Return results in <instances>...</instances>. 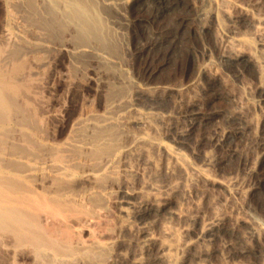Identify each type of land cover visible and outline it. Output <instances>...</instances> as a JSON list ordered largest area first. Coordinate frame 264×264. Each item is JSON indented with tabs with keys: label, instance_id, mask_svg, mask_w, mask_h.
Instances as JSON below:
<instances>
[{
	"label": "bare ground",
	"instance_id": "obj_1",
	"mask_svg": "<svg viewBox=\"0 0 264 264\" xmlns=\"http://www.w3.org/2000/svg\"><path fill=\"white\" fill-rule=\"evenodd\" d=\"M11 1V4H7L9 7L8 18L10 21L15 17L17 19V14H19L22 19V31L25 35L20 37L16 32L14 34L13 25L7 23L1 31L6 40H0L3 41L0 43V264H177L178 259V264H264V250H260V245L257 246L259 249H254L255 247L252 249L253 246L246 247V242H244L246 246H243L241 240H225L227 239L225 237L222 241L223 236L221 237L219 233L227 226L225 225L226 221L230 223L229 218L236 217V220L232 218L234 221L232 223H238L240 226L237 225V227L240 228L243 225L252 227L251 232L249 231L250 238L258 231L264 235V230H258V227L256 229V225L253 223L254 227L252 224L254 221L249 218L250 215L247 216L245 211L248 204L245 205V200L253 199L264 191V178L256 182L250 179L254 173H261L260 170L264 168V79L253 86H249L250 83L252 84L249 81H246L249 85H244L245 82L240 79V83L243 84H241V90L237 86L239 91H235L236 87L230 91L225 83V89H223L220 73L214 72L210 75V69L208 70L206 67L210 62L209 55L204 52L201 59L204 58L208 62L206 65L198 64V79L194 77L196 80L194 79L187 88L175 86L176 88L171 87L165 90V87L164 91L162 89V92L157 93L158 98L163 97L162 99L170 101L169 97L174 98L178 95L182 99L188 93V101L184 105L187 107L186 109L185 107L182 111L173 109L175 111L172 114L173 117L169 111L171 119L174 118L176 121L177 117H180L185 123L180 139L188 137L196 126H201L209 120L212 122L206 113L208 111L205 110V113L202 111L203 103L201 105L200 100L206 104H211L210 102L213 101L217 103V100H227L232 103L227 114H219L221 120L224 117V121L227 120L226 123L231 121L232 125L228 124L231 126L225 127L226 129H223L222 126L218 127L220 124L217 126L221 130L216 129L213 133L212 141L215 149L217 150L218 147L226 150L230 157L236 153L235 143L244 140V144H240L245 145L246 141L245 148L248 147L247 150L250 148V151L254 149L255 156L251 154L254 157L252 162L244 164L243 177L229 179L218 177L217 172L211 170L212 167L216 169L217 165L214 167L212 159L210 160L208 156L202 157V155L193 152L192 158L190 157L191 162L182 161L179 157L181 153L179 150L184 147V144L183 142L177 143V134H172L173 126L171 128L169 126L174 122L171 121V123V119H168L170 124L164 123L163 116L158 118L152 117L150 114H140L135 107L137 103L132 96H141L144 99L146 95L149 100V95L155 96V94L146 92L139 86L135 88L134 85L133 94L131 96H129L131 92L125 94V91L122 92L124 85L120 86L119 78L114 73L117 67H126L132 58L128 59L125 44L123 45L121 39V32L126 28L127 21L130 20L127 8L139 10L141 7L145 9L151 5L155 9L153 17L156 18L160 13L177 7L179 0H177V4L170 2L171 0H16L15 4H12ZM246 1L249 2L248 6L251 7L254 15L255 12L258 15L264 11V0ZM209 2L207 0V5L211 4L213 8L209 5L208 10L199 11L198 17L201 22H199L198 29L206 32L212 27L209 22L216 23L213 27L217 30L214 28L212 32L219 33L221 41L217 40L221 45L217 43L216 45L219 46V49L220 46L222 48L221 57L237 67H239L238 65L240 67L256 65L258 69L264 71V27L255 28L257 24H264L263 15H261V19L258 16L252 18V25H254L251 29L248 28L249 32L246 30L248 33L246 31L243 33L237 24L242 16L247 14L243 8L235 4L237 6L234 8L235 11L229 12L225 7L227 3L225 4L224 0H209ZM232 6L231 8L234 7ZM132 14L130 12V15ZM222 19L226 22L225 25H222ZM142 22L152 21L144 19ZM184 24H180V34L177 32L179 37L176 35L170 38L171 36L163 37L158 34L161 37L160 41L152 44L149 42V45L143 46V50L136 51V55L141 56L145 51L147 53L150 49L154 50L158 44L167 42H173L174 51L177 49L181 51L182 48L179 47H182L184 43L183 38L187 30L186 20ZM246 34H249L253 39L257 56L246 51V42L243 41ZM248 41L250 42V40ZM248 41L247 43H249ZM252 45L253 43L250 47L254 46ZM163 47L161 48L163 49ZM53 54L56 56L64 54L68 57V65L65 67L69 87L72 85L73 88L77 87L75 85L77 75L74 74L78 69L76 67H79L78 70L80 68L88 70L94 64L93 61H98L100 68L106 67L109 70L112 68L111 71L114 70V72L106 71L105 73L102 71L103 74L107 72L109 74V78L103 76V82L108 78V81L109 79L117 81L119 86L114 84L115 81H109L108 85L99 81L101 83L99 88L102 84L104 87L105 85L108 87H106V93L103 91V94H106V101L109 102H102L106 103V105L103 104L109 110L115 111L116 117L111 119L112 121H108L109 123L106 119L103 124H101L103 121L101 119V123L98 125L94 123L91 125L93 127L91 129L86 125L85 127L80 126L81 124L78 125L80 127L76 126L80 120H75L76 123L74 122L73 125L75 124L74 126L78 130L74 127L71 129L77 130L78 133L76 131L77 134L74 136L80 134V137H77L78 140L74 137L70 147H67L69 144L67 142L70 141L68 135L67 142L66 140L60 142L55 139V135L47 134L46 126H42L45 119H41V116L38 117L34 111L35 99H39L36 96V88L39 84L41 87L39 82L41 79H38L39 76L36 78L35 72L49 69L54 64L56 57ZM219 54L218 56H220ZM171 56L173 57V55ZM190 56L194 57L195 54L190 52ZM221 57H218L219 60ZM209 59L211 60V56ZM102 60L107 62L106 66L103 65ZM223 63L221 62V64ZM227 65L229 66V64ZM99 67L97 70L101 71ZM253 68L251 69L253 70ZM217 70L218 67L216 70L214 68V71ZM240 70L242 71V69ZM116 71L118 74L120 73L118 69ZM97 72L95 70V73ZM238 72L236 73L239 74ZM78 73L81 72L78 71ZM121 81L123 82V80ZM79 82L82 83V80ZM33 83L36 87L33 86ZM38 90L40 91V89ZM184 91L186 93L182 95ZM154 99L153 101L156 103L157 101ZM45 101L47 102V100ZM145 101L147 102L146 97ZM173 101H177L176 98ZM150 102L148 103L151 104ZM153 104L149 107H152ZM206 104L203 108L207 106ZM155 105L151 109L155 110ZM177 105L180 106L178 103ZM158 108L160 109L159 105ZM79 113L81 115L82 112ZM165 118L166 121L167 117L165 116ZM220 119L219 121H221ZM209 124L207 125L209 126ZM176 128L174 132H176ZM71 129L69 132H72ZM171 130L173 131L171 132ZM51 141L57 143L54 145L51 144ZM168 141H171L174 146L170 147ZM115 143L119 145L117 152H114L116 146L113 147V145ZM110 146L114 148L113 152L109 151ZM185 149L187 150L188 147ZM226 154L225 157H227ZM221 158L217 161L224 160L223 157ZM223 163L222 165H224ZM83 168L85 169L82 170ZM78 172H81V175H78ZM113 172L122 175L123 182H126L123 186H119L118 180V190L114 191V194L113 190L108 189L110 184L114 183V181L110 182L113 180ZM107 173H109L108 177ZM105 177L106 179H104ZM119 179L121 178L119 177ZM134 180H137V184H132ZM81 185L88 188L84 192L82 191L83 193L77 191L80 190ZM113 185L111 189H113ZM102 195L107 200L106 205L99 202L104 197L98 199ZM181 204H186V209L181 210L179 208ZM259 207L261 206L259 205ZM113 216L114 218L117 216L114 221L117 222L119 217L123 224L119 222L120 225L122 224V232L115 230L117 228L114 229V226L111 227L114 229L111 239V232L108 231L111 228L108 226V230H105V226L107 227V221H111ZM109 224L113 223L109 222ZM230 224L229 226H231ZM229 229H233V227H229ZM85 231L90 234H84ZM106 231L109 232L107 236L109 235L112 241V244L109 243L111 246H103V242L99 243L96 240L99 235L104 237ZM103 232L104 234H102ZM81 234L89 236L88 241L86 237L84 238L87 243L82 241ZM242 234L244 233L241 232ZM105 237L103 239H107ZM103 239L99 238L100 241ZM252 242L255 241L252 240ZM248 244L250 245V243ZM250 255L258 256V259L255 257L257 262L249 261Z\"/></svg>",
	"mask_w": 264,
	"mask_h": 264
},
{
	"label": "rangeland",
	"instance_id": "obj_2",
	"mask_svg": "<svg viewBox=\"0 0 264 264\" xmlns=\"http://www.w3.org/2000/svg\"><path fill=\"white\" fill-rule=\"evenodd\" d=\"M15 1V2H14ZM12 0L11 2H12V4H15L16 3V0ZM174 1V2H173ZM225 1V4L227 3V6H225L228 10H229V12L231 11L232 12V10L233 11H235V9L234 8H236L237 6H240V8H243L244 10H245V12L247 13L246 15H243V16H245V17H243L242 16V18L239 20V23H241V24H239V23H237L238 24V27H240L241 28V30H243V33H245L244 31H248L249 32V30L252 28V26L254 25H252V22H253V19L252 18H254L255 16H258L259 18L261 17L262 18V16L261 15H263V18H264V11H262L261 13H263V14H259L258 13V15L256 14V12H255V15H254V13H253V11L251 10V7L250 6H248L249 5V2H247L246 0H224ZM170 2H172V3H176L177 4V0H171ZM195 2V3H194ZM208 2H209V0H208ZM185 3V4H184ZM192 3V4H191ZM199 3V4H198ZM210 3V2H209ZM7 4H11L10 3V0H8V2H7V0H0V40H6V38L4 37V35L1 33V31H2V29L3 28H5L6 27V23L7 24H12L13 25V28H12V30H13V33L15 34V32H16V34H17V36H20V37H24V32L22 31V24H21V17H20V15L19 14H17V13H15V14H17L18 15V17H17V19H15V18H13L11 21H10V19L8 18V9H9V7L7 6ZM194 4H196V5H194ZM208 3H207V0H179V2H178V4H177V7H175V8H173V9H169V11H167V12H162V13H160L159 14V16H156V18L155 17H153L154 16V14H155V9H154V7L152 6L151 7V5L150 6H147L145 9H143L142 7L139 9V10H131V7H128L127 9H128V13H129V16H128V18L130 19H128L129 21H127V26H126V28L124 29V30H122V35H121V39L123 40V45L125 46V48H126V52H127V56H128V59L130 58V57H132V58H130L129 60V63H127V66L125 67H117L116 69H118V71L120 72L119 74H120V76H119V74L117 73V71H116V69H115V72H114V70H112L111 71V69L112 68H110V70L109 69H107L105 66H106V64L105 63H107V62H103V60L101 61L102 63H103V65L105 64V70L103 69V68H100L99 66H98V61H96V62H94L93 61V65H92V67H89L88 68V70H86V69H83V68H80V70H78L79 69V67H76V68H78V69H76V71H75V75H77V76H79L80 78V80L78 79V77L76 76V78L78 79H76L75 80V85L77 86L76 88H73L72 86L71 87H69L70 85L69 84H67L68 83V79H67V77H66V73H67V71H66V67H65V65L67 66L68 65V57L66 56V55H58V56H56L55 54H53V56H56L55 57V59H54V66L53 65H51V67H52V69H51V67L48 69L47 68V70H43V71H37V72H35V74H37V76H36V78H38V76H39V78L38 79H41V80H39V82L41 83V87L39 86V85H37V88H36V92H37V97L40 99H35V102H36V105H35V113L38 115V117L39 116H41V119H45L44 121H45V123H44V125H42V126H46L45 128L48 130L47 131V134H50V135H55L56 137H55V139H57V141H60V142H62V141H65L66 140V138L68 139V137H69V139H70V141H68L67 142V140H66V142L67 143H69L68 144V146L67 147H70L73 143V139H74V137L75 138H77V137H80V134H78L79 136H74L75 134H77L78 133V128L77 127H75L74 125H73V123L75 122L76 123V121H79V123L77 122V125L76 126H78V125H80V126H84L85 127V125H86V127L88 128V127H90V129L91 128H93L91 125H94V123H96L97 125L99 124V123H101V121H102V123L101 124H103V122H105V120L108 122V121H112L111 119H113L114 117H116V115H115V111L114 110H109L105 105H106V103L105 102H109V101H106L107 100V98L105 97V95L103 94V91H104V93H106V91H107V86L106 85H108L110 82L109 81H115V80H110L109 79V81H108V78H109V74H108V72L106 73V74H103V72L105 73L106 71H109V72H114L115 73V75L116 76H118V78H119V83H120V86L122 87L123 85H124V87H122L123 89V91L122 92H124L125 94H126V92L127 93H129L130 94V92H131V94L129 95V96H131L132 94H133V90L135 89V88H138L137 86H139V88H141L142 90H144V91H146V92H150V93H154L155 94V96H153L152 94H150L149 95V97H150V101L147 99L148 98V96H144V99L143 98H141V96H132V98H134L135 99V103H137V105L135 106V107H137L136 109L138 110V112L140 113V114H150V116H152V117H162V118H164V123H169V121H168V119L170 120L171 118H170V115H169V113L171 114V116H172V114H174V110H179V111H182L183 109H184V105H185V103L188 101V93H187V95H186V97L185 96H183L184 98H180V96H174V98H172V97H169V99H171V101L170 100H168V99H166L165 100V98L164 99H162L161 97H157V93L159 94V92H162V91H164V88H165V90L166 89H168V88H176L175 86H179V87H181V88H187L191 83H192V81H194V79L196 78V79H198L197 77H198V68L197 67H199V63L200 64H203V65H206V63L208 62V60L211 62H209V66H207L206 65V67H207V69L209 70L210 69V71H209V73H210V75L211 74H213L214 72H219L220 73V78L222 79L220 82H222V85H221V87L223 88V89H225V87H224V83L227 85V88L231 91L232 89H235V87L237 88V90L235 89V91H239V89H238V87L237 86H239V88H240V90H241V84H243V83H240L241 82V80H242V82L244 81L245 83H244V85L246 84V85H249V84H247L246 83V81H249V82H252V84L250 83V85L249 86H253L254 84H257V82L259 83V82H261L264 78V71L262 70V69H258V67L256 66V65H252L253 67H255V68H253V67H251V65L250 66H245V67H243V66H241L240 67V65H238L239 67H237V65L235 66V65H233V63L232 62H228V60H224V58H222L221 57V53H222V51H221V46H220V49H219V46H217L216 45V43L217 44H219L220 42H219V40L221 41V39H220V36H219V33L216 31V32H212L213 30H214V28L215 27H213V26H215V24L211 21V22H209V24L211 23V26L212 27H210V29H208L206 32H203V31H201V29H198V27H199V22H201L200 21V18L198 17L199 16V14H200V12H201V10L203 9V10H208L209 8H210V6H211V8H213L212 7V5L211 4H209V5H207ZM229 4V5H228ZM237 6H236V5ZM185 5V6H184ZM194 5V6H193ZM234 7H233V6ZM16 6V5H15ZM184 6V7H183ZM205 6V7H204ZM208 6H209V8H208ZM231 6L233 7V8H231ZM8 7V8H7ZM179 7H181V8H179ZM188 7V8H187ZM199 7V8H198ZM207 7V8H206ZM5 8V9H4ZM185 9V10H184ZM178 10H180V11H178ZM131 12V14L133 15H130V12ZM135 11V12H134ZM171 11V12H170ZM191 13H190V12ZM200 11V12H199ZM252 11V12H251ZM140 12V13H139ZM154 12V13H153ZM175 12V13H174ZM251 12V13H250ZM139 13V14H138ZM167 13V14H166ZM170 13V14H169ZM174 13V14H173ZM184 13V14H183ZM248 13H250V14H248ZM153 14V15H152ZM183 14V15H182ZM137 15H138V17H137ZM172 15V16H171ZM194 15H195V17H194ZM132 16V17H131ZM167 16V17H166ZM248 16V17H247ZM251 18H250V17ZM253 16V17H252ZM132 19H131V18ZM171 17V18H170ZM177 17V18H176ZM257 17V18H258ZM136 18V19H135ZM244 18V19H243ZM246 18V19H245ZM248 18V19H247ZM260 18V19H261ZM15 19V20H14ZM144 19H148V20H150L151 19V21L152 22H142L143 23V26H142V23H141V21L142 20H144ZM156 19V20H155ZM189 19V20H188ZM195 19V20H194ZM250 19H252V20H250ZM183 20V21H182ZM185 20H186V23L188 24H186V32H185V35H184V38H183V40H184V43L182 44V47H179L180 49H181V51L179 50V49H177V50H175L174 51V47L172 46V45H174L173 44V42H171V43H169V42H167V43H161L160 45H163L164 47H165V45H166V48H164L163 46H160L159 44L156 46V48L155 49H158V50H153V49H150V51H147V53H146V51L143 53V55H141V56H139L138 54L136 55V51H140V50H143L142 48H143V46H146V45H149V42H150V44H152V43H154V42H158V41H160L159 39H161V37L160 36H171L170 38H172V37H174V36H176L177 35V32L179 33V31H180V26L182 25V24H184V22H185ZM188 20V21H187ZM10 21V22H9ZM17 21V22H16ZM132 21V22H131ZM157 21V22H156ZM172 21V22H171ZM223 21V22H222ZM222 25H225L226 24V22L222 19ZM13 22H14V24H13ZM166 22V23H165ZM171 22V23H170ZM182 22V23H181ZM225 22V23H224ZM139 25H138V24ZM175 23V24H174ZM251 23V24H250ZM16 24V25H15ZM168 24V25H167ZM181 24V25H180ZM194 24V25H193ZM197 24V25H196ZM212 24H214V25H212ZM221 24V23H220ZM249 24V25H248ZM15 25V26H14ZM130 25V26H129ZM135 25V26H134ZM141 25V26H140ZM176 25V26H175ZM185 25V24H184ZM248 27H247V26ZM178 26V27H177ZM259 26H261L260 28H262V27H264V24L262 23V24H257V25H255V28L256 27H258L259 28ZM136 27V28H135ZM138 27V28H137ZM143 27V28H142ZM149 28H151V29H149ZM178 28V29H177ZM248 28H250L249 30H248ZM15 29H16V31H15ZM131 29H132V31H131ZM128 32H127V31ZM152 30V31H151ZM157 30H158V32H157ZM162 30V31H161ZM215 30H217V28H215ZM20 31V32H19ZM154 31V32H153ZM174 31H175V33H174ZM246 31V32H247ZM146 32V33H145ZM153 32V33H152ZM167 32H169V33H167ZM187 32H189V33H187ZM193 32H196V33H193ZM203 32V33H202ZM247 32V33H248ZM20 33V35H18ZM128 33V34H127ZM132 33V34H131ZM144 33V34H143ZM162 33H164V34H162ZM165 33H166V35H165ZM174 35H173V34ZM208 33V35H206V34ZM216 33V34H215ZM23 34V35H22ZM149 34V35H148ZM154 34V35H153ZM158 34L160 35V36H158ZM162 34V35H161ZM180 34V33H179ZM179 34L177 35V37H179ZM191 34V35H190ZM199 34V35H198ZM202 34H204L203 36H202ZM132 35V36H131ZM173 35V36H172ZM214 35V36H213ZM148 36V37H147ZM153 36V37H152ZM157 36H158V38H157ZM219 36V37H218ZM3 37V38H2ZM204 37V38H203ZM133 38V39H132ZM244 38V43H245V45L247 46L246 47V51L248 50V52L249 53H252V54H254V55H256L257 56V53L255 52L256 51V48H255V45H254V41H253V39L251 38V36L249 35V34H246V36H244L243 37ZM249 38V39H248ZM132 39V40H131ZM216 39V40H215ZM217 39H219V40H217ZM136 40H137V42H136ZM246 40V41H245ZM248 40H250V42L248 41ZM218 41V42H217ZM247 41L249 42V43H247ZM175 42H176V40H175ZM253 43V47H250L251 46V44ZM0 43H3V41H0ZM251 43V44H250ZM157 44V43H156ZM165 44V45H164ZM171 44V45H170ZM249 44V45H248ZM142 45V46H141ZM219 45H221V44H219ZM141 46V47H140ZM168 46V47H167ZM203 46V47H202ZM217 46V47H216ZM249 46V47H248ZM137 47V48H136ZM161 47H163V49L161 48ZM169 47H171V48H169ZM204 48H206V49H204ZM253 48V49H252ZM164 49H166V50H164ZM167 49H169V50H167ZM197 49V50H196ZM221 51H219V50ZM255 49V50H254ZM174 52H172V51ZM179 50V51H178ZM192 50V51H191ZM199 50V51H198ZM201 50H202V52H201ZM206 50V51H205ZM164 51V52H163ZM169 53H168V52ZM210 53H209V52ZM219 51V52H218ZM190 52H193L194 54H195V56L193 57V56H190ZM201 53V56H200V53ZM204 52H207V54L209 55V57H208V60L206 61V60H204V58H202L201 59V57H203V55L202 54H204ZM146 53V54H145ZM152 53V54H151ZM166 53V54H165ZM183 53V54H182ZM220 53V54H219ZM165 54V55H164ZM179 54V55H178ZM211 54V55H210ZM218 54L220 55V56H218ZM148 55V56H147ZM150 55H152V56H150ZM171 55H173V57L171 56ZM176 55V56H175ZM52 56V57H53ZM169 56V57H168ZM186 56V57H185ZM210 56H211V60L209 59L210 58ZM145 57V58H144ZM169 59H168V58ZM171 57V58H170ZM189 57V58H188ZM218 57H221V59L219 60V58ZM140 60H139V59ZM154 58V59H153ZM160 58V59H159ZM213 58V59H212ZM193 59H195V60H193ZM136 60V61H135ZM165 62H164V61ZM168 60V61H167ZM170 60V61H169ZM190 60V61H189ZM218 60V61H217ZM225 62H224V61ZM105 61V60H104ZM156 61V62H155ZM162 61V62H161ZM167 61V62H166ZM202 61H204V62H202ZM213 61V62H212ZM214 61H215V63H214ZM217 61V62H216ZM223 63V64H221V62ZM227 61V62H226ZM56 63V64H55ZM155 63V64H154ZM163 63V64H162ZM219 63V65H221L222 67H220L219 65H216V64H218ZM128 64H130V65H128ZM215 64V65H214ZM227 64H229V66L227 65ZM96 65V66H95ZM164 65V66H163ZM231 65V66H230ZM153 66V67H152ZM166 66V67H165ZM196 66V67H195ZM213 66H215V67H212ZM224 66V67H223ZM96 67V68H95ZM97 67H99L100 69H101V71L99 70H97L98 68ZM161 67H164V68H161ZM209 67H211V68H209ZM216 67H218V70L217 71H214V68H215V70H216ZM226 67H227V69H226ZM247 67V68H246ZM253 68V70L251 69V68ZM91 68H93V69H91ZM130 68V69H129ZM192 68V69H191ZM195 68V69H194ZM224 70H223V69ZM231 68V70L229 71V69ZM234 68V69H233ZM237 68V69H236ZM244 68V69H243ZM249 68H250V70H251V72H250V70H249ZM96 70V72L97 73H95V70ZM114 69V68H113ZM121 69V70H120ZM126 69V71H124ZM150 69V70H149ZM240 69H242V71H245L246 72V70H248L246 73L245 72H242ZM255 69V70H254ZM256 69H258L257 71H256ZM130 70V71H129ZM145 70V71H144ZM241 71V73H240V71ZM48 71V72H47ZM78 71L79 72H81V73H78ZM103 71V72H102ZM137 71V72H136ZM163 71V72H162ZM232 71V72H231ZM239 71V72H238ZM259 71V72H258ZM42 72H45V73H42ZM50 72V73H49ZM77 72V73H76ZM86 72V73H85ZM90 72V73H89ZM100 72V73H99ZM152 72V73H151ZM197 72V73H196ZM223 73V75H222V73ZM235 72V73H234ZM236 72H238L239 74H237ZM261 72V73H260ZM101 73H102V75H101ZM122 73H123V76H122ZM161 73V74H160ZM260 73V74H259ZM39 74V75H38ZM78 74H80L82 77H85V78H82L80 75H78ZM97 74H99L98 76H100V77H98L97 76ZM145 74V75H144ZM151 74V75H150ZM233 74H235V75H233ZM262 74V75H261ZM85 75V76H84ZM106 75V76H105ZM157 75V76H156ZM159 75V76H158ZM197 75V76H196ZM238 75H239V78H238ZM245 75V77H243ZM107 77L108 76V78H106V80H105V82H103L104 81V77ZM223 76V77H222ZM237 76V77H236ZM241 76H242V78H241ZM195 77V78H194ZM236 77V78H235ZM258 77V78H257ZM101 78H103V79H101ZM67 79V80H66ZM84 79H87V80H84ZM195 79V80H196ZM237 79V80H236ZM241 79V80H240ZM246 79V80H245ZM42 80H43V82H42ZM82 80V83L81 82H79V81H81ZM96 82H95V81ZM121 80H123V82L121 81ZM231 80V81H230ZM240 80V81H239ZM67 81V82H66ZM101 83H103V84H106L105 85V87H104V85L102 84V85H100L102 88H104V89H102L101 87L99 88V84H101ZM107 81H108V83H107ZM254 81H256V82H254ZM45 82V83H44ZM87 82V83H86ZM111 82V83H112ZM228 82V83H227ZM43 83V84H42ZM85 83V84H84ZM116 83V84H115ZM124 83V84H123ZM133 83V84H132ZM138 83V84H137ZM140 83V84H139ZM230 83V84H229ZM114 84L116 85V86H118V83H117V81H115L114 82ZM137 84V85H136ZM237 84V85H236ZM47 85V86H46ZM126 85V86H125ZM133 85H134V87H133ZM181 85V86H180ZM33 86L34 87H36V85L33 83ZM39 86V87H38ZM142 86V87H141ZM43 87V88H42ZM46 87V88H45ZM107 87V88H106ZM119 87V86H118ZM129 87H131V88H129ZM221 87H219L220 89H222ZM45 88V89H44ZM74 89V91H72L73 89ZM79 88V89H78ZM125 88V89H124ZM129 88V89H128ZM38 89H40V91L38 90ZM102 89V90H101ZM132 89V90H131ZM149 89H150V91H149ZM163 89V90H162ZM42 90V91H41ZM46 90V91H45ZM106 90V91H105ZM148 90V91H147ZM162 90V91H161ZM49 91V92H48ZM99 91V92H98ZM41 94H40V93ZM45 93V94H44ZM100 93V94H99ZM185 91H184V93L182 94V95H185ZM102 94V95H101ZM153 97H152V96ZM101 96V97H100ZM127 96H128V94H127ZM35 97V96H34ZM36 97V98H37ZM137 97V98H136ZM145 97H146V100H147V102L145 101ZM152 97V98H151ZM103 98H106V99H103ZM154 98H157V99H154ZM160 98H161V100H160ZM175 98H176V100L177 101H173V99L175 100ZM179 98H180V100H179ZM43 99V100H42ZM47 100V102L45 101V100ZM136 99H138V100H140V101H138L137 100V102H136ZM152 99V100H151ZM153 99L155 100V101H157L156 103L153 101ZM186 99V100H185ZM42 100V101H41ZM49 100V101H48ZM164 100H165V102H164ZM41 101V102H40ZM102 101H105V102H102ZM147 103V104H149L148 102H150L151 104H149V105H147L145 102ZM181 101V102H180ZM185 101V102H184ZM139 102V103H138ZM161 102V103H160ZM172 102V103H171ZM41 103V104H40ZM103 103H105V105L103 104ZM142 103V104H141ZM152 103H154L153 104V106L155 105V110L154 109H151L152 107H149L150 105H152ZM169 103V104H168ZM176 103V104H175ZM177 103L178 104H180V106L179 105H177ZM181 103H182V105H181ZM202 103H203V105H202ZM211 104H206V103H204L203 101L201 102V100H200V104L202 105V107H201V105H200V107H201V109H202V111L205 113L206 111H208V112H206L208 115H209V117H210V119H212L211 121L212 122H210V120H209V122L207 121V122H205V123H207V124H209V126L207 125V124H205V123H203V124H201V126H196L195 127V129L192 131V133L188 136V137H185L184 139H180L181 138V132L183 131V129H184V127H185V123L182 121V119H180V117H177V120L175 121V119L174 118H172L171 120H170V122L171 121H173L174 123H172V124H174V125H169L170 126V128L172 127V129L175 131V128H176V132H174L173 130H171V132H172V134H177V143H182L183 142V144H184V147L185 148H187L188 147V149H189V151H188V149L186 150L184 147H182L179 151L181 152L180 154H179V157H180V159L182 160V161H187V162H191L192 161V159H190V157L192 158V153L193 152H196V154L198 153L199 155H202V157H204V156H208V158L210 157V160L212 161V164H213V166L215 167V165H217L215 168L216 169H214L213 167L211 168V170L213 171V172H217L216 174L218 175V177H224V178H235V177H240L241 178V176L243 177V174H244V172H242V170H244V166L246 165V164H250V162H252V160H253V158L254 157H252L253 155H251V154H254L255 153V151H254V149H251L252 151H250V148L247 150V148H245L246 147V144H247V142L245 141V145H243L244 144V140L243 141H237L236 143H235V149H236V153H234V154H232V155H230V157H229V154L226 152V150H222V148H218L217 147V150L215 149L216 147L214 146V144H213V141H212V137H213V133H214V131L217 129L218 131H220L221 130V128H219L218 129V127H221L222 126V128L223 129H226L228 126H231L232 125V122L231 121H228V123H226L227 122V120L226 121H224V117H222V120L220 119L221 118V115H219V114H227L228 112H229V110L231 109V107H232V103H230V102H228L227 100H217V103H216V101H213V102H210ZM45 104H46V107H45ZM91 104V105H90ZM139 104V105H138ZM163 104V105H162ZM172 104V105H171ZM204 104H206L207 106H205L204 108H203V106H204ZM229 104V105H228ZM103 105V106H102ZM158 105H159V107H160V109L158 108ZM87 106V107H86ZM140 106V107H139ZM143 106V107H142ZM146 106H148L147 108L148 109H151V110H148L147 108H146ZM157 106V107H156ZM182 106H183V108H182ZM227 106V107H226ZM141 107H142V109H141ZM172 107H174V108H172ZM176 107V108H175ZM177 107H178V109H177ZM182 109H181V108ZM37 108H39V109H37ZM85 108V109H84ZM157 108H158V110H157ZM166 108V109H165ZM167 108H168V110H167ZM172 108V109H171ZM180 108V109H179ZM187 107H185V109H186ZM205 108H207V109H205ZM212 108V109H211ZM218 108V109H217ZM174 109V110H173ZM204 109V110H203ZM228 109V110H227ZM45 110V111H44ZM87 112H86V111ZM92 110H94V111H91ZM171 110H173V111H171ZM206 110V111H205ZM223 110V111H222ZM38 111V112H37ZM170 111V112H169ZM227 111V112H226ZM79 112H82L81 113V115H80V113ZM91 112V113H90ZM94 112V113H93ZM148 112V113H147ZM173 112V113H172ZM213 112V113H212ZM215 112V113H214ZM86 113H88V114H86ZM99 113V114H98ZM110 113V114H109ZM113 113H114V115H113ZM210 113H212L211 115H210ZM83 114V115H82ZM91 114V115H90ZM109 114V115H108ZM112 114V115H111ZM118 114H119V112H118ZM154 114V115H153ZM80 115V116H79ZM99 115V116H98ZM105 115V116H104ZM167 117V122L165 121V116ZM87 116V117H86ZM96 116V117H95ZM106 116H108V117H106ZM216 116V117H215ZM219 116V117H218ZM105 117V118H104ZM169 117V118H168ZM173 117V116H172ZM213 117V118H212ZM94 118H95V120H94ZM100 118V119H99ZM84 119V120H83ZM93 120V122L91 123V121ZM97 119H99V120H97ZM102 119V120H101ZM219 119L221 120V121H219ZM76 120V121H75ZM83 120V121H82ZM101 120V121H100ZM252 120V119H251ZM48 121V122H47ZM98 121V122H97ZM100 121V122H99ZM215 121V122H214ZM223 121V122H222ZM81 122V123H80ZM219 122V123H218ZM222 122V123H221ZM225 122V123H224ZM85 123V124H84ZM91 123V124H90ZM109 123V122H108ZM216 123H218V124H216ZM88 124V125H87ZM170 124V123H169ZM214 124V125H213ZM216 124V125H215ZM220 124V125H219ZM227 124V125H226ZM228 124H231V125H228ZM219 125V126H218ZM253 125H254V123H253ZM80 126H78V127H80ZM213 126V127H212ZM215 126V127H214ZM218 126V127H217ZM75 128V129H77L76 131H77V133H75L76 131L74 130V129H71V128ZM217 127V128H216ZM226 127V128H225ZM198 128V129H197ZM200 128V129H199ZM202 128V129H201ZM205 128V129H204ZM54 129H55V131H54ZM70 129H71V131L72 132H74V133H72V132H69L70 131ZM177 129H178V131H177ZM52 131V132H51ZM88 131H89V129H88ZM196 131V132H195ZM200 131H202L201 133H200ZM213 131V132H212ZM49 132V133H48ZM53 132H55V133H53ZM179 132H180V134H179ZM210 132H211V134H210ZM67 133H69L70 134V136H71V138H72V140H71V138H70V136H69V134H67ZM208 133V134H207ZM67 135H68V137H67ZM210 135V137H208ZM63 136V137H62ZM66 136V137H65ZM73 136V137H72ZM190 136H191V138H190ZM202 136V137H201ZM194 137V138H193ZM61 138H63V140H61ZM210 138V140H208ZM181 140L180 142H179V140ZM77 140H78V138H77ZM186 140H188L187 142L189 143H187L186 142ZM201 140V141H200ZM72 141V142H71ZM75 141V140H74ZM209 141H211V142H209ZM70 142H71V144H70ZM50 143V142H49ZM56 144L57 142H53V141H51V144ZM211 143V144H210ZM240 143H243V144H240ZM80 144V143H79ZM168 144H169V146L171 147H173L174 146V144L170 141H168ZM210 144V145H209ZM190 145H192L191 147H190ZM116 146V148H115V151H114V148H112V146H110L109 148V151L111 150V152H117L118 151V146L119 145H117L116 143H115V145H113V147H115ZM234 146V145H233ZM193 147V148H192ZM239 150H238V149ZM194 149H195V151H194ZM198 150V152H197V150ZM224 149H226V148H224ZM201 150V151H200ZM221 152H220V151ZM238 150V151H237ZM243 151V153H241V151ZM244 150H246V151H244ZM179 151H178V153H179ZM192 151V152H191ZM203 151V152H202ZM219 151V152H218ZM225 152L224 154H223V152ZM249 152V153H248ZM208 154V155H205V154ZM211 153V154H210ZM227 153V154H226ZM240 155H239V154ZM210 154V155H209ZM219 154H221L220 156H219ZM225 154H226V156L227 157H225ZM236 154H238V155H236ZM242 154V155H241ZM247 155L246 157H245V155ZM250 154V155H249ZM218 155V156H217ZM216 158H214V157ZM254 156H255V154H254ZM211 157H213L214 158V161H213V158H211ZM217 157H219V158H221V157H223V159H224V157H225V159L224 160H222L220 163L217 161V160H221V159H219V158H217ZM235 157V158H234ZM232 160H231V159ZM237 158V159H236ZM241 158V159H240ZM252 158V159H251ZM186 159V160H185ZM228 159V160H227ZM230 159V160H229ZM191 160V161H190ZM216 160V161H215ZM244 160V161H243ZM241 161V162H240ZM250 161V162H249ZM224 162V163H223ZM229 162V163H228ZM243 162V163H242ZM249 162V163H248ZM222 163L224 164V165H222ZM246 163V164H245ZM218 164H219V166H218ZM245 164V165H244ZM224 167V168H223ZM117 170H118V168L117 167H115ZM114 168V170H116ZM220 170H219V169ZM223 168V169H222ZM243 168V169H242ZM85 168H83L82 170H84ZM116 170V171H117ZM220 171V172H219ZM261 173H259V172H257L256 174L254 173L253 175H252V177H250V179L253 181V182H256L257 180H261V179H263L264 178V168H262L261 170ZM117 172H119V171H117ZM222 172V173H221ZM262 172H263V174H262ZM81 172H78V175H81L80 174ZM108 174L109 173H107L106 174V176L108 177ZM118 174H120V173H118ZM99 176H101L102 177V175H99ZM111 176V175H110ZM115 177H118V178H115ZM119 177L121 178V179H119ZM259 177V178H258ZM112 178H113V180H110V182H113L114 181V183H112V184H110V188H108L109 190H113L112 192H113V194H114V191H116V190H118V184L120 183V185L119 186H123V184H125L126 182L124 181L123 182V180L124 179H122L123 177H122V175H117V173H115V172H113V174H112ZM111 178V179H112ZM178 178V177H177ZM104 179H106V177L104 178ZM117 179V180H116ZM120 182H119V181ZM117 181H118V184H117ZM135 181V182H134ZM133 181V183L132 184H137L136 183V181L137 180H134ZM114 184V185H113ZM116 184H117V186H116ZM109 185V183L107 184V186ZM113 185V189H111V186ZM82 186V187H81ZM80 187L81 188H79L80 190H77V191H80V193H83L86 189H88L85 185H81ZM84 186V187H83ZM82 188H84V189H82ZM83 191V192H82ZM110 192V191H109ZM107 193H108V191H107ZM103 194V193H102ZM108 194H110V193H108ZM112 194V195H113ZM101 195V194H100ZM104 195H102V196H99V198L98 199H100V197H103ZM258 197V198H257ZM103 199H105L106 200V198H105V196L103 197ZM103 199H101V201H99V202H101V204H103V205H106V203H107V200L105 201V200H103ZM252 198H248L247 199V201L245 200V205H246V203H248L247 204V206H246V209L248 210H246L245 209V211H246V213H247V216L249 217V215H250V219L252 220V221H254V222H252V224L254 223L255 225H256V227H255V225L253 224V226L257 229V227L259 228L258 230H261V229H263L264 230V191H262V192H260L259 194H257L256 196H255V198L253 197V199L251 200ZM251 201V202H250ZM262 202V203H261ZM252 203V204H251ZM256 203V204H255ZM259 203V204H258ZM259 205L261 206V207H259ZM186 204L184 205V204H181L180 205V209L182 210L183 208L184 209H186ZM256 206V207H255ZM252 208V209H251ZM260 208V209H259ZM256 209V210H255ZM262 209V210H261ZM249 212V213H248ZM116 218H117V216H115V218H114V216L113 217H111V221H107L108 223V225H107V227L105 226V230H108V226H110V228L112 227V226H114V229L115 228H117V229H115V230H117L118 232H122L121 231V225L123 224V222H122V220L121 219H119V217H118V219H117V222L116 221H114V220H116ZM232 218H235V220H236V217H232ZM232 218H229V221H230V223H232V222H234L233 221V219ZM109 222L110 223H113V224H109ZM122 222V224L120 225V223ZM227 223H229L228 221H226ZM227 223H225V225H227V226H225L223 229H221V230H223V231H220L219 233H220V236L222 237L223 236V238H221V240L222 241H224V238L226 237L227 239H225V240H234V241H239V240H241L242 241V244H243V246H246V247H249L250 246V248H251V246H253L252 247V249L254 248V249H256V248H258L259 249V247H257L258 245H260V250H264V235H263V233H258V232H260V231H256L257 233H258V235H256L257 233H255V235L254 236H251V238H252V240H254L255 242L254 243H256V242H258V243H256V244H254L253 242H252V240H251V238L249 237L250 235V232H251V230H252V227L250 226V225H243L242 227H240L239 228V224L238 223H232V224H230L231 226H229V224H227ZM234 224V225H233ZM233 225V226H232ZM237 225H239L238 227H237ZM231 228V227H233V229H229V227ZM249 228H248V227ZM235 227V228H234ZM263 227V228H262ZM120 228V229H119ZM238 228V229H237ZM244 228V229H243ZM251 228V229H250ZM112 229V230H111ZM110 230H108L109 232H111L110 233V238H111V234H112V232H114V229L113 228H111ZM224 229H226V230H224ZM227 229H229V230H227ZM240 229V230H239ZM248 229V230H247ZM104 230V231H105ZM246 231V233H245V231ZM108 231H106L105 232V236L107 237V239H103L104 237H101V236H103V235H99L97 238H96V240L100 243V242H103L102 244H103V246H111V239L109 238V235L107 236V234H109V232ZM117 231H115V233L117 232ZM226 231V232H225ZM238 231H239V233H238ZM250 231V232H249ZM117 232V233H118ZM224 232V233H223ZM233 232V233H232ZM241 232L242 233H244V234H242L241 235ZM84 234H90L89 232H87V231H85V232H83ZM222 233V234H221ZM247 233H248V235H247ZM101 234V233H100ZM102 234H104V232L102 233ZM231 234V235H230ZM260 234V235H259ZM88 235H84L83 236V234H81V237L83 238H81L82 239V241L83 242H85L84 241V238L86 237L87 238V241H88ZM226 235V236H225ZM239 235V236H238ZM243 235H246V236H248V237H246V236H243ZM252 235V234H251ZM235 236V237H234ZM242 236V237H241ZM105 237V238H106ZM229 237V238H228ZM232 237V238H231ZM238 237H240L239 239H237ZM254 237V238H253ZM256 237H257V239H256ZM99 238H101V239H103V240H99ZM108 238H109V240H108ZM236 239V240H235ZM247 239V240H246ZM86 240V239H85ZM105 240V241H104ZM258 240V241H257ZM240 241V242H241ZM82 242V243H83ZM244 242H246L247 244L246 245H244L245 243ZM252 242V243H251ZM85 243H87V242H85ZM109 243H111V244H109ZM248 243H250V245L248 244ZM263 243V244H262ZM102 244H101V246H102ZM253 244V245H252ZM255 257H256V259H258V256H253V255H250L249 257H248V259H250L249 261H252L253 263H255V262H257V260L255 259ZM177 259H178V257H177ZM178 262H179V259L177 260V264H178Z\"/></svg>",
	"mask_w": 264,
	"mask_h": 264
}]
</instances>
